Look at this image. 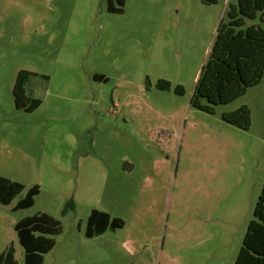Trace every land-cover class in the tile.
<instances>
[{
  "label": "rangeland",
  "instance_id": "1",
  "mask_svg": "<svg viewBox=\"0 0 264 264\" xmlns=\"http://www.w3.org/2000/svg\"><path fill=\"white\" fill-rule=\"evenodd\" d=\"M230 4L0 0V176L24 185L0 204V253L24 264L14 224L44 212L62 232L43 264H236L264 187V77L213 114L190 105ZM20 70L49 76L32 112L14 104ZM243 104L249 130L221 118ZM92 209L124 227L85 238Z\"/></svg>",
  "mask_w": 264,
  "mask_h": 264
},
{
  "label": "trees",
  "instance_id": "2",
  "mask_svg": "<svg viewBox=\"0 0 264 264\" xmlns=\"http://www.w3.org/2000/svg\"><path fill=\"white\" fill-rule=\"evenodd\" d=\"M125 1L107 0L108 12L122 13ZM199 1L205 4L217 3V0ZM224 16L226 19L219 22L190 100L193 108L209 114L214 113V106L234 101L250 87L260 84L264 77V0H236L235 5H227ZM256 18H259L260 24L246 25V20ZM96 78L107 80L100 76ZM48 85L49 76L20 70L13 86L16 108L34 111L42 103ZM156 87L169 90L171 84L159 79ZM174 92L183 94V89L177 85ZM221 118L241 130H249L251 127V110L245 104L223 112ZM23 189L22 183L0 176V204H10ZM38 193V185L29 188L12 210L31 207ZM66 208L63 209L64 214ZM253 216L248 223L236 264H264V187L255 204ZM123 227L124 221L120 217L92 209L84 236L90 239L107 231L116 232ZM14 231L23 251L24 264H43L44 254L54 248L55 236L62 232V224L59 219L47 213L37 212L17 221ZM14 254V246L9 244L0 253V264H18Z\"/></svg>",
  "mask_w": 264,
  "mask_h": 264
},
{
  "label": "crops",
  "instance_id": "3",
  "mask_svg": "<svg viewBox=\"0 0 264 264\" xmlns=\"http://www.w3.org/2000/svg\"><path fill=\"white\" fill-rule=\"evenodd\" d=\"M226 8H227V7H225V9L223 10L222 15H225ZM222 18H223V17H222ZM222 18H221V19H222Z\"/></svg>",
  "mask_w": 264,
  "mask_h": 264
}]
</instances>
